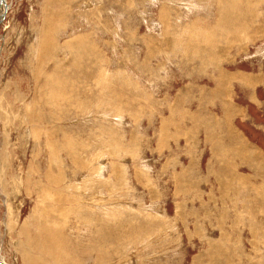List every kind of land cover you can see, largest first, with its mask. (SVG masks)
<instances>
[{
  "label": "rangeland",
  "instance_id": "374dc122",
  "mask_svg": "<svg viewBox=\"0 0 264 264\" xmlns=\"http://www.w3.org/2000/svg\"><path fill=\"white\" fill-rule=\"evenodd\" d=\"M5 3L0 258L264 264V0Z\"/></svg>",
  "mask_w": 264,
  "mask_h": 264
},
{
  "label": "bare ground",
  "instance_id": "6f19581e",
  "mask_svg": "<svg viewBox=\"0 0 264 264\" xmlns=\"http://www.w3.org/2000/svg\"><path fill=\"white\" fill-rule=\"evenodd\" d=\"M0 22L2 21L1 19H3L2 17L5 15L6 10L8 8V5H6L5 0H0ZM97 242V241H96ZM32 244V243H31ZM102 249V248H101ZM30 259V258H29ZM29 261V260H28ZM27 261V263H28ZM0 264H6L2 258H0ZM26 264V263H25Z\"/></svg>",
  "mask_w": 264,
  "mask_h": 264
},
{
  "label": "crops",
  "instance_id": "0c3cea01",
  "mask_svg": "<svg viewBox=\"0 0 264 264\" xmlns=\"http://www.w3.org/2000/svg\"><path fill=\"white\" fill-rule=\"evenodd\" d=\"M254 157H255V154L252 155V154L250 153V156H249L248 158H251V159H252V158H254ZM247 216H248V213H247Z\"/></svg>",
  "mask_w": 264,
  "mask_h": 264
}]
</instances>
